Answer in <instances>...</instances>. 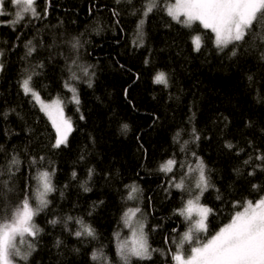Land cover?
<instances>
[{"label":"trees","instance_id":"1","mask_svg":"<svg viewBox=\"0 0 264 264\" xmlns=\"http://www.w3.org/2000/svg\"><path fill=\"white\" fill-rule=\"evenodd\" d=\"M143 3L36 0L39 17L26 15L12 26L7 21L16 9L6 0L7 14L0 16V172L13 156L20 163L9 187L0 185V217L10 216L26 195L37 206V173L49 172L54 188L34 217L40 233L19 245L22 251L28 242L35 247L27 264H123L117 245L128 231L122 219L132 186L148 244L156 249L151 259L132 258V264H173L174 240L187 225L177 210L190 194L169 182L195 158L209 182L200 196L211 209L207 235L247 201L264 196V168L256 159L264 154V26L246 42L220 50L210 30L198 23L186 28L163 10L144 18L138 33ZM196 33L200 51L191 42ZM161 72L167 86L154 82ZM28 76L43 99H61L73 128L67 145L52 146L54 128L20 86ZM170 159L176 161L172 171H161ZM76 220L94 236L76 237Z\"/></svg>","mask_w":264,"mask_h":264},{"label":"snow or ice","instance_id":"2","mask_svg":"<svg viewBox=\"0 0 264 264\" xmlns=\"http://www.w3.org/2000/svg\"><path fill=\"white\" fill-rule=\"evenodd\" d=\"M119 2L120 0H117V3ZM10 3L16 11L14 13L15 18L7 21L9 25L14 26L20 23L26 15L32 17H39L40 15L36 8V0H10ZM5 7L6 0H0V16L7 14ZM158 10H163L173 21L186 28L191 29L193 25L198 23L204 30H210L214 34L215 45L220 50L230 44L246 42V38L255 31L257 25L264 26V0H174V2L171 0H144L142 18L137 25L138 33H140L144 18ZM46 12L47 9H45V14ZM191 42L194 50L200 51L203 43L202 36L193 35ZM29 44H31L30 41ZM75 46L73 44V47ZM33 51L34 48L29 47L28 54L30 55ZM232 54L235 55V52L233 51ZM83 71L87 75V69L85 68ZM77 78L73 74L72 79ZM154 82L167 86L165 73H158ZM20 86L25 95L30 94L40 103L41 110L52 122L56 131V141L52 146L59 148L61 145H67L68 136L73 128L71 120L63 115L61 102L54 100L51 104L43 103L39 93L32 86V76L23 79ZM65 87L73 93L72 99L78 104L79 99L75 95V88L67 83ZM123 127L124 130H127V125ZM196 139H199V136ZM226 147L232 148L233 146L227 144ZM256 159L262 162L259 167L264 168V154L256 156ZM19 163L20 161L13 156L7 171L0 172V177L7 176V179H0V185L5 188L9 187V183L15 176L13 168ZM175 163L176 161L170 159L160 166V170L165 173L171 172ZM196 170L199 171L196 188L202 194L209 187V182L203 162L199 158ZM192 171L194 170L189 168V172ZM91 174L92 172L89 170V176ZM253 174V172L248 173V175ZM75 175L73 173L74 177ZM37 180L40 185V189L35 195L37 206L33 207L30 204V197L26 195L20 204L11 210L10 216L0 217V264H19V261H24L27 264L32 252L35 251L31 242L27 244V251H22L19 245L25 242L26 237L35 238L40 233L41 229L34 223V217L47 207L49 203L46 198L47 194L54 191L49 172H40ZM174 186L177 189H184V181L181 180ZM256 187L253 185V188ZM9 190L11 189L9 188ZM84 190L88 191L89 189L85 188ZM137 190L135 186H132L129 199L133 198L132 193ZM199 200L200 195H196L194 199L187 201L185 208L177 210L179 215L189 219L195 209L199 219L195 221L192 228L183 233L180 242L176 244L175 251L171 253L174 264H264V196L255 202L247 201L244 210L236 212L231 221L221 227L206 242H201L198 237L193 236V231L207 232L206 221L211 212V209L200 205ZM139 211V208L129 209L124 214L126 226L131 227L132 218ZM68 220L71 221L72 217H68ZM50 223L56 224L57 221L52 220ZM75 223L80 225V230L74 233L76 237L94 236L93 229L84 224L82 220H76ZM193 241H195V246L191 247L190 253H186L184 245L192 244ZM155 251L156 249H151L148 244L143 223H139L138 229L133 228L130 242L124 241L117 245V255L123 264H132V258L137 260L151 259L152 253ZM92 258L97 259V254L93 253ZM105 260L107 262V257Z\"/></svg>","mask_w":264,"mask_h":264},{"label":"rangeland","instance_id":"3","mask_svg":"<svg viewBox=\"0 0 264 264\" xmlns=\"http://www.w3.org/2000/svg\"><path fill=\"white\" fill-rule=\"evenodd\" d=\"M174 2V1H173ZM197 34V33H196ZM195 34V35H196ZM32 97V96H31ZM33 98V97H32ZM34 99V98H33ZM40 99H41V101L43 102V103H45V104H51L52 103V101H54V100H59L60 102H61V105H62V101H61V99L59 98V97H54V98H52V99H49V100H46V99H43L41 96H40ZM34 101L37 103V105H38V107L40 108V110H41V105H40V103H38L35 99H34ZM62 107H63V105H62ZM42 111V110H41ZM44 114H45V116L48 118V116L46 115V113L44 112V111H42ZM63 115H64V117L66 118V116H65V114H64V110H63ZM48 120H49V118H48ZM49 122L51 123V125H52V122L49 120ZM53 127V126H52ZM55 130V129H54ZM55 135H56V131H55ZM55 141H56V136H55ZM200 160V159H199ZM201 161V160H200ZM197 162H198V158H195L191 163H189V164H186V165H184V169H183V174H182V177H176V178H174L173 176L170 178V182H169V184H170V186H172V187H175L174 185H175V183H178V182H180L181 180H183L184 181V189H185V187L186 188H188L189 190H192V189H195V193L194 192H190L189 194H190V196H186L185 197V201H184V204H183V206H182V208L181 209H183V208H185V206H186V203H187V201L189 200V199H194V197L196 196V195H200L201 196V194H200V190L198 189V188H196V182H197V180H198V178H199V171L198 170H196V166H197ZM189 168H191V169H193L194 171H192V172H189ZM205 168V167H204ZM40 173V172H39ZM39 173H37L36 174V177H35V186H36V188H35V195H36V192H37V190L38 189H40V185H39V182H38V180H37V176H38V174ZM176 188V187H175ZM183 190V189H182ZM184 192L185 193H188L186 190H184ZM135 199H129V197H128V201H129V203H128V206H127V208H126V211H125V213L129 210V209H135V208H139V207H137L138 205H136L134 202L136 201V202H138L139 200H138V197L136 198V200L134 201ZM199 203H200V205H202V206H204V207H207V208H209L208 206H206V205H204V204H202L201 202H200V200H199ZM140 209V211L138 212V213H136V215L132 218V221H131V227H129V226H127L128 227V231H127V233L125 234V235H123V236H121L120 237V239H119V243H121V242H124V241H131V239H132V230H133V228H137L138 229V226H139V223H143V225H145V217L143 218V216H142V212H141V208H139ZM182 216V215H181ZM183 217V219H185V221H186V223H187V225H186V228L184 229V231H182L178 236H176V238H175V240H174V251H175V249H176V244L177 243H179L180 242V240H181V237L183 236V233L184 232H186V231H188L190 228H192L193 226H194V224H195V221L197 220V219H199V217L196 215V212H195V209L193 210V213H192V216H191V218H189V219H186L185 218V216H182ZM229 223V222H228ZM206 224H207V221H206ZM227 224V223H226ZM225 224V225H226ZM122 225H125V223H124V217H123V219H122ZM224 225H222V227H223ZM207 231H208V229H207ZM144 232H145V229H144ZM145 234H146V232H145ZM147 236V235H146ZM193 236L194 237H198L199 239H200V241L201 242H206V240L207 239H209L211 236H209V235H207V232H195V231H193ZM192 246H195V241H193V243L192 244H185L184 245V248H185V252L186 253H190V249H191V247ZM173 262V261H172ZM173 264H174V262H173Z\"/></svg>","mask_w":264,"mask_h":264},{"label":"bare ground","instance_id":"4","mask_svg":"<svg viewBox=\"0 0 264 264\" xmlns=\"http://www.w3.org/2000/svg\"><path fill=\"white\" fill-rule=\"evenodd\" d=\"M180 174H181V176H182V174H183V172H180ZM185 190L188 192V193H190V192H194L195 193V189H192V190H189L188 188H186L185 187ZM183 206V205H182ZM182 208V207H181ZM180 208V209H181ZM183 218V217H182Z\"/></svg>","mask_w":264,"mask_h":264}]
</instances>
